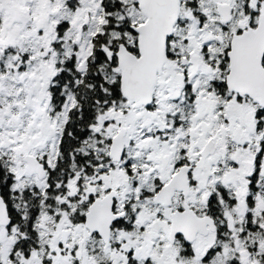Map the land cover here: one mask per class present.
I'll use <instances>...</instances> for the list:
<instances>
[{"label": "snow or ice", "instance_id": "snow-or-ice-1", "mask_svg": "<svg viewBox=\"0 0 264 264\" xmlns=\"http://www.w3.org/2000/svg\"><path fill=\"white\" fill-rule=\"evenodd\" d=\"M0 264H264V0H0Z\"/></svg>", "mask_w": 264, "mask_h": 264}]
</instances>
